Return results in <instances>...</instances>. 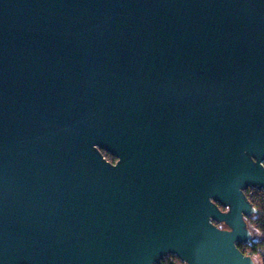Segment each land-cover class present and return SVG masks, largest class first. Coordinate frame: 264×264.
Masks as SVG:
<instances>
[{
    "label": "water",
    "instance_id": "95a60500",
    "mask_svg": "<svg viewBox=\"0 0 264 264\" xmlns=\"http://www.w3.org/2000/svg\"><path fill=\"white\" fill-rule=\"evenodd\" d=\"M250 188L264 0H0V264H257Z\"/></svg>",
    "mask_w": 264,
    "mask_h": 264
},
{
    "label": "trees",
    "instance_id": "16d2710c",
    "mask_svg": "<svg viewBox=\"0 0 264 264\" xmlns=\"http://www.w3.org/2000/svg\"><path fill=\"white\" fill-rule=\"evenodd\" d=\"M104 154L110 161H116V158L110 153L104 151ZM246 192L250 201L256 208V213L248 219V222L254 227L258 235L257 237H254L249 243L240 244L239 247L244 252L251 254L254 258L256 256H260L264 264V189L250 188ZM160 264L186 263L183 262L178 256L170 254L166 256Z\"/></svg>",
    "mask_w": 264,
    "mask_h": 264
},
{
    "label": "crops",
    "instance_id": "0c3cea01",
    "mask_svg": "<svg viewBox=\"0 0 264 264\" xmlns=\"http://www.w3.org/2000/svg\"><path fill=\"white\" fill-rule=\"evenodd\" d=\"M255 260L257 264H263V260L260 256H256Z\"/></svg>",
    "mask_w": 264,
    "mask_h": 264
},
{
    "label": "rangeland",
    "instance_id": "374dc122",
    "mask_svg": "<svg viewBox=\"0 0 264 264\" xmlns=\"http://www.w3.org/2000/svg\"><path fill=\"white\" fill-rule=\"evenodd\" d=\"M250 226H251V229H252V231H253V236L254 237H257V231L254 229V227L250 224ZM256 258V257H255Z\"/></svg>",
    "mask_w": 264,
    "mask_h": 264
}]
</instances>
